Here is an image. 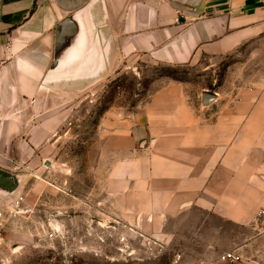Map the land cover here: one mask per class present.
Masks as SVG:
<instances>
[{"label": "crops", "instance_id": "1", "mask_svg": "<svg viewBox=\"0 0 264 264\" xmlns=\"http://www.w3.org/2000/svg\"><path fill=\"white\" fill-rule=\"evenodd\" d=\"M88 1L0 0V169L18 103L52 62L56 26ZM104 2L118 57L176 67L246 45L264 53V0ZM190 87L159 78L134 112L105 113V214L122 234L170 249L175 264H237L220 258L241 260L243 232L250 245L264 234V83L214 94L207 107Z\"/></svg>", "mask_w": 264, "mask_h": 264}, {"label": "rangeland", "instance_id": "2", "mask_svg": "<svg viewBox=\"0 0 264 264\" xmlns=\"http://www.w3.org/2000/svg\"><path fill=\"white\" fill-rule=\"evenodd\" d=\"M259 48L246 45L221 58L176 67L114 55L95 82L39 86L33 98L20 100L17 134L4 170L22 175L23 181L18 193L0 199L7 212L0 264H175L170 249L122 234L105 214L106 173L113 159L103 154L102 119L109 111L134 112L159 78L188 82L196 96L207 92L225 98L236 87L264 83ZM249 235L243 232L237 264H264V234L252 246Z\"/></svg>", "mask_w": 264, "mask_h": 264}, {"label": "water", "instance_id": "3", "mask_svg": "<svg viewBox=\"0 0 264 264\" xmlns=\"http://www.w3.org/2000/svg\"><path fill=\"white\" fill-rule=\"evenodd\" d=\"M106 14L104 0H89L56 26L53 58L41 89L85 85L106 74L115 53L112 33L105 23ZM215 101L214 94L202 95L205 107ZM22 181V175L0 169V199L18 193Z\"/></svg>", "mask_w": 264, "mask_h": 264}, {"label": "built area", "instance_id": "4", "mask_svg": "<svg viewBox=\"0 0 264 264\" xmlns=\"http://www.w3.org/2000/svg\"><path fill=\"white\" fill-rule=\"evenodd\" d=\"M7 212L5 209L0 208V241L3 240L4 236V230L7 224ZM121 241L124 243L126 242V238L122 237ZM179 258V256H177ZM223 262H228V263H235L240 260L239 256H236L234 253H225L221 256L220 258Z\"/></svg>", "mask_w": 264, "mask_h": 264}]
</instances>
